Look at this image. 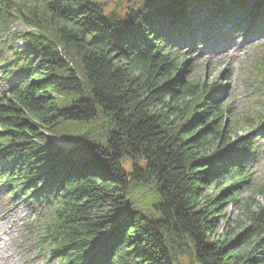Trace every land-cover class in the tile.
<instances>
[{"label": "trees", "instance_id": "16d2710c", "mask_svg": "<svg viewBox=\"0 0 264 264\" xmlns=\"http://www.w3.org/2000/svg\"><path fill=\"white\" fill-rule=\"evenodd\" d=\"M224 1L106 11L95 0H0V37L16 41L15 24L28 31L24 62L3 67L0 183L18 204L48 207L38 236L49 261L264 264V203L218 231L222 204L238 203L251 181L255 142L234 135L226 88L189 80L190 61L175 51L227 26L264 33V0ZM58 95L74 99L61 105ZM66 125L88 129L72 140ZM143 194L147 215L135 208Z\"/></svg>", "mask_w": 264, "mask_h": 264}, {"label": "rangeland", "instance_id": "374dc122", "mask_svg": "<svg viewBox=\"0 0 264 264\" xmlns=\"http://www.w3.org/2000/svg\"><path fill=\"white\" fill-rule=\"evenodd\" d=\"M12 1L32 2L34 0ZM42 1L39 0V2ZM95 1L102 4L106 11L125 9L135 5L144 7L147 3V0ZM232 1L234 0H225L224 4L230 5ZM243 1L249 6L254 3V0ZM207 7L198 10V16H194V26L204 20ZM11 32L16 36V41L10 37L8 39L4 36L0 37V99L8 91L4 83L5 70L3 67L10 64L16 72V59L20 62H24L25 59L22 35L28 32L27 29L15 24L11 27ZM202 34V31H198L196 36ZM190 40L187 37L184 42ZM175 51L185 54L190 61V67L186 71L189 80L207 85L221 83L226 88L224 89L227 93L226 97L222 95L220 98L223 103L230 106L229 120L235 125L234 135L250 137L255 142L256 155L248 168L252 174L251 181L237 195L238 203L226 201L221 206L223 217L220 219L221 227L218 231L222 232V229L243 219L242 207L253 205V203H264L262 195L264 191V134L262 129L258 128V119L264 114V33L259 30L249 37L243 35V30L227 26L222 34L201 41L193 47L182 43L175 48ZM37 58L38 56L34 54L33 60L37 61ZM71 59L75 70L81 75L80 61L74 54ZM55 97L61 105H67L74 99L66 95ZM87 129L66 125L63 128V134L74 140L79 135H84ZM91 134L98 137L101 133L92 132ZM236 136L232 139L235 140ZM69 145L74 147L76 144L72 142ZM210 192L215 191L211 189ZM145 195L135 196L134 199H136L135 208L141 209L147 215L150 212L146 204L149 198L146 199ZM18 201L19 197L12 198L0 183V264H57L56 261L48 260V245H43L38 236L39 230L43 229L49 219L48 207L38 204H18ZM137 201L139 204L136 203Z\"/></svg>", "mask_w": 264, "mask_h": 264}]
</instances>
